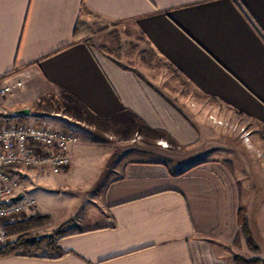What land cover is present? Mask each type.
I'll use <instances>...</instances> for the list:
<instances>
[{"label":"crops","instance_id":"obj_1","mask_svg":"<svg viewBox=\"0 0 264 264\" xmlns=\"http://www.w3.org/2000/svg\"><path fill=\"white\" fill-rule=\"evenodd\" d=\"M93 17L133 26L179 82L264 134V0H0V86L24 84L0 101V118L28 109L36 123L71 122L74 164L95 136L100 149L150 155L119 162L85 227L0 264H234L240 208L261 233L259 253L238 255L264 261L261 168L252 175L207 146L209 117L224 113L181 103L168 79L73 44Z\"/></svg>","mask_w":264,"mask_h":264},{"label":"rangeland","instance_id":"obj_2","mask_svg":"<svg viewBox=\"0 0 264 264\" xmlns=\"http://www.w3.org/2000/svg\"><path fill=\"white\" fill-rule=\"evenodd\" d=\"M82 24H85L82 28L86 33L83 40L96 48L98 52L136 68L144 76L149 77L155 74L158 80L161 77L168 79L170 84L178 90L179 102L188 104L194 101L205 112L209 109L213 111L216 108L220 109V112L224 113L223 117H209L214 128L212 127V135L206 143L208 147H222L223 149L219 148L212 154L211 158L232 159L240 167H251L252 175H257L255 168L260 167L261 189H263L262 193L264 194V134L261 131L256 130L254 126L243 119L237 120L230 117V119H226L228 114L225 113L224 109L214 104L212 100L200 96L186 84L179 82L171 69L169 70L167 65L150 49L143 37L130 24L107 23L95 17L89 21H83ZM35 115L31 113L25 117V120L34 122L37 118L31 116ZM62 122L65 124L64 126L68 124L69 126L66 127L73 130L70 126L71 122L66 121V119H63ZM87 143L91 149L88 155H84L79 164H74L71 160L70 167L64 173L57 175L30 173L22 182L21 189L35 199L36 207L28 215L18 217L15 222L25 221L35 216L44 217L41 221L42 225L29 232L31 237H44L54 234L62 224L68 221H71L72 224L70 229H65V233L85 227L82 220L84 212H97L94 210L99 201L96 194L100 189L107 186L110 176H112L110 172L119 168L117 167L120 165L119 162L129 159L145 160L147 157L150 158V155L143 152L100 149L96 136L87 140ZM209 157V155L204 154L201 158L193 159V162ZM85 159L88 161L86 160L84 163ZM259 232L261 233V230L257 224L252 226L251 234L254 242L253 236H258ZM45 239L44 245L46 246L50 243V238ZM259 240L261 241L260 238ZM242 241L237 245L234 243V257L239 256L238 253H246V249H248L246 240L243 239ZM242 243L244 244L243 250H237ZM255 244L257 245L256 242ZM44 253H47L46 249ZM253 253H259V251H251V254Z\"/></svg>","mask_w":264,"mask_h":264},{"label":"built area","instance_id":"obj_3","mask_svg":"<svg viewBox=\"0 0 264 264\" xmlns=\"http://www.w3.org/2000/svg\"><path fill=\"white\" fill-rule=\"evenodd\" d=\"M23 86L21 81L0 86V101ZM78 140L77 133L68 127L29 122L16 115L0 118V247L9 243L7 226L36 207L35 199L21 189L22 182L30 173H64L71 165L70 150ZM20 193L23 198L13 201Z\"/></svg>","mask_w":264,"mask_h":264},{"label":"trees","instance_id":"obj_4","mask_svg":"<svg viewBox=\"0 0 264 264\" xmlns=\"http://www.w3.org/2000/svg\"><path fill=\"white\" fill-rule=\"evenodd\" d=\"M82 12H87L85 7L82 8ZM85 24L79 23L77 29L75 30V37L73 44H76L84 39L86 33L84 32ZM12 74L9 73V75ZM24 117V115H20ZM44 217L35 216L25 221L15 222L9 226H7V237L11 239V241L0 247V257H8V256H22V257H33L37 254L41 253L43 245L45 244V237H31L29 232L37 229L42 225ZM238 225H239V234L235 241V245L239 244L242 239L246 240L247 247L253 251L258 252L259 247L255 244L250 226L249 220L244 208H240L238 212ZM66 225L60 227L56 233H54V237L61 236L65 233ZM55 241V239L50 238V246ZM234 264H264V261L261 259H246L242 256H235L233 258Z\"/></svg>","mask_w":264,"mask_h":264},{"label":"water","instance_id":"obj_5","mask_svg":"<svg viewBox=\"0 0 264 264\" xmlns=\"http://www.w3.org/2000/svg\"><path fill=\"white\" fill-rule=\"evenodd\" d=\"M30 113V111L28 109H23V110H19L16 112V115H28ZM24 196L23 193H20L18 196H16L15 198H13V201H19L20 199H22ZM45 238H51L54 239V234H49V235H45Z\"/></svg>","mask_w":264,"mask_h":264}]
</instances>
